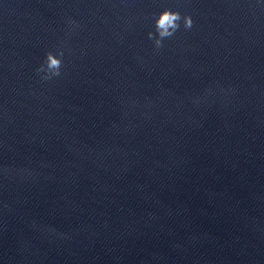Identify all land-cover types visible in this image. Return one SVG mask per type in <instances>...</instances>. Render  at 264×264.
<instances>
[{"label": "water", "instance_id": "95a60500", "mask_svg": "<svg viewBox=\"0 0 264 264\" xmlns=\"http://www.w3.org/2000/svg\"><path fill=\"white\" fill-rule=\"evenodd\" d=\"M0 264H264V0H0Z\"/></svg>", "mask_w": 264, "mask_h": 264}, {"label": "clouds", "instance_id": "9594fccd", "mask_svg": "<svg viewBox=\"0 0 264 264\" xmlns=\"http://www.w3.org/2000/svg\"><path fill=\"white\" fill-rule=\"evenodd\" d=\"M193 23L189 14H182L178 10L167 7L163 8L154 17V32L149 31L147 33L148 38L153 42L154 51L159 52L164 47L163 42L174 37L181 27L185 30H191ZM67 24L70 28L78 27L77 22L72 18L67 19ZM64 54L65 49L62 47H57L55 52H45L42 63L35 68V72L41 81H51L62 75Z\"/></svg>", "mask_w": 264, "mask_h": 264}]
</instances>
